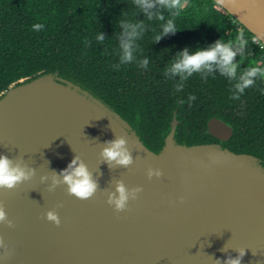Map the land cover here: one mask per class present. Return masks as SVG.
Wrapping results in <instances>:
<instances>
[{
    "label": "water",
    "instance_id": "obj_1",
    "mask_svg": "<svg viewBox=\"0 0 264 264\" xmlns=\"http://www.w3.org/2000/svg\"><path fill=\"white\" fill-rule=\"evenodd\" d=\"M222 7L264 44V0ZM178 124L175 112L155 151L137 126L58 71L0 93V156L30 173L0 187V264H264V162L220 143H181ZM208 127L223 141L234 131L220 118ZM119 138L128 165L103 156ZM73 160L96 181L88 198L63 181ZM119 183L130 193L120 211L109 203Z\"/></svg>",
    "mask_w": 264,
    "mask_h": 264
},
{
    "label": "trees",
    "instance_id": "obj_2",
    "mask_svg": "<svg viewBox=\"0 0 264 264\" xmlns=\"http://www.w3.org/2000/svg\"><path fill=\"white\" fill-rule=\"evenodd\" d=\"M180 2L184 8L173 16L175 10L158 3L145 12L136 0H0V93L22 78L58 71L137 126L145 144L155 151L162 148L176 112L179 142L218 141L264 162V79L258 75L243 93L235 90L243 72L256 63L264 66V48L214 0ZM169 19L178 30L155 41ZM122 22L141 26L133 41V59L126 64L120 63L121 41H128ZM241 31L248 43L237 50L235 79L215 66L191 76L170 71L185 50L193 54L221 38L234 40ZM99 34L103 40L97 39ZM144 60L147 67L142 66ZM212 116L233 126L228 141L208 132Z\"/></svg>",
    "mask_w": 264,
    "mask_h": 264
},
{
    "label": "clouds",
    "instance_id": "obj_3",
    "mask_svg": "<svg viewBox=\"0 0 264 264\" xmlns=\"http://www.w3.org/2000/svg\"><path fill=\"white\" fill-rule=\"evenodd\" d=\"M139 8L147 12L148 9L156 7L157 3L161 8H166L173 11V16L179 15V10L184 8V4L180 0H136ZM218 7L223 6V0H218ZM163 19V17H160ZM41 27L40 24L35 25L36 29ZM124 29V35L128 37V41H121V47L123 49V55L121 57V64H126L133 59V41L139 35L140 25L132 22H122ZM178 30V26L172 19H169L166 24L163 25L162 33L155 36V41H159L162 35L169 32H175ZM97 39L103 40V34H99ZM257 40L256 37H253ZM248 41L244 38V33L241 31L237 34L234 40H228L225 42L223 38L217 40L213 45L207 49L199 50L193 54H189L186 50L179 54L180 58L174 62L170 68L173 73H187L191 76L193 73L201 71L202 68L212 71L213 67H218L223 75L231 79H235L237 76L238 63L235 62L237 50H243ZM264 48V44H261ZM148 61L144 60L142 66L147 67ZM260 76L264 79V66L260 63L254 64L243 72L238 83L235 85L237 93H243L245 89L252 87L255 84V78ZM233 99H239V95H233ZM103 156L109 161H115L117 164L128 165L131 163L132 158L125 147V139L119 138L110 143L108 147L103 150ZM70 171H66L63 176V181L68 185V191L71 194L76 195L79 198H88L96 191L97 184L92 178V174L88 167L83 163H79L75 160L69 165ZM30 173L25 168L19 165H13L12 162L6 156H0V187L12 189L22 180L29 178ZM118 196L110 198L109 203L115 205L116 210H124L129 199V191L126 189L123 183L117 185ZM47 219L60 224V219L55 211L47 212ZM6 220V212L3 208H0V221ZM243 255V253H241ZM231 264H240L239 259H234Z\"/></svg>",
    "mask_w": 264,
    "mask_h": 264
},
{
    "label": "flooded vegetation",
    "instance_id": "obj_4",
    "mask_svg": "<svg viewBox=\"0 0 264 264\" xmlns=\"http://www.w3.org/2000/svg\"><path fill=\"white\" fill-rule=\"evenodd\" d=\"M256 41L257 43L261 44L258 40H254ZM175 114V113H174ZM212 118H220V117H217V116H212L211 118L208 119L207 121V129H208V132H209V127H208V124H209V121L212 119ZM178 119V118H177ZM220 119H223V118H220ZM224 120V119H223ZM225 121V120H224ZM227 122V121H225ZM228 123V122H227ZM230 124V123H228ZM210 133V132H209ZM211 134V133H210ZM212 135V134H211ZM213 136V135H212ZM215 137V136H214ZM216 139L220 140L219 138L215 137ZM220 141H223V140H220ZM206 143H219L218 141H215V142H206Z\"/></svg>",
    "mask_w": 264,
    "mask_h": 264
}]
</instances>
